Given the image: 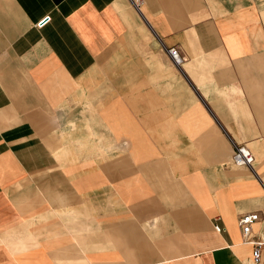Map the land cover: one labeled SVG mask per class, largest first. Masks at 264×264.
I'll use <instances>...</instances> for the list:
<instances>
[{
	"label": "crops",
	"instance_id": "crops-1",
	"mask_svg": "<svg viewBox=\"0 0 264 264\" xmlns=\"http://www.w3.org/2000/svg\"><path fill=\"white\" fill-rule=\"evenodd\" d=\"M262 208L264 0H0V264H254Z\"/></svg>",
	"mask_w": 264,
	"mask_h": 264
},
{
	"label": "built area",
	"instance_id": "built-area-1",
	"mask_svg": "<svg viewBox=\"0 0 264 264\" xmlns=\"http://www.w3.org/2000/svg\"><path fill=\"white\" fill-rule=\"evenodd\" d=\"M166 52L168 56L176 57V49L173 47L167 48ZM178 54V53H177ZM231 142V155L229 158V163L235 167H245L248 168L252 172V162L253 155L250 150L243 144H237L235 142ZM255 223L260 224V235L253 239L252 236V225ZM237 225L240 231L241 242L244 244H249L250 249V259L252 263H258L260 260V251L264 246V208L243 212L237 218ZM215 231H219L220 227L218 225L213 226Z\"/></svg>",
	"mask_w": 264,
	"mask_h": 264
},
{
	"label": "bare ground",
	"instance_id": "bare-ground-1",
	"mask_svg": "<svg viewBox=\"0 0 264 264\" xmlns=\"http://www.w3.org/2000/svg\"><path fill=\"white\" fill-rule=\"evenodd\" d=\"M171 57V56H170ZM172 59H173V61H174V63L176 64V65H179V62H180V58H179V55L176 53V57H173L172 56ZM253 155V154H252ZM252 164H253V162H252ZM252 167V166H251ZM252 171H253V168H252Z\"/></svg>",
	"mask_w": 264,
	"mask_h": 264
},
{
	"label": "rangeland",
	"instance_id": "rangeland-1",
	"mask_svg": "<svg viewBox=\"0 0 264 264\" xmlns=\"http://www.w3.org/2000/svg\"><path fill=\"white\" fill-rule=\"evenodd\" d=\"M176 51H177V53H178V50L176 49ZM170 57V56H169ZM170 59H171V61L173 62V64L175 65V66H178V65H176L175 63H174V61H173V59H172V56L170 57ZM236 143V142H235ZM237 144H240V143H237ZM243 144V143H242ZM243 145H245V144H243ZM246 146V145H245ZM247 147V146H246ZM248 148V147H247ZM249 149V148H248ZM251 152V151H250ZM229 161V160H228ZM30 238H32V237H30ZM29 238V239H30Z\"/></svg>",
	"mask_w": 264,
	"mask_h": 264
}]
</instances>
